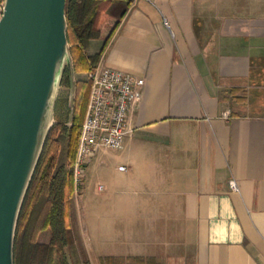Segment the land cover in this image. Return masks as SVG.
<instances>
[{"label":"crops","instance_id":"obj_1","mask_svg":"<svg viewBox=\"0 0 264 264\" xmlns=\"http://www.w3.org/2000/svg\"><path fill=\"white\" fill-rule=\"evenodd\" d=\"M104 67L145 84L85 181L113 173L106 204L143 219H95V264H264V0H133Z\"/></svg>","mask_w":264,"mask_h":264},{"label":"water","instance_id":"obj_2","mask_svg":"<svg viewBox=\"0 0 264 264\" xmlns=\"http://www.w3.org/2000/svg\"><path fill=\"white\" fill-rule=\"evenodd\" d=\"M69 53L66 0H5L0 17V264H15L18 217Z\"/></svg>","mask_w":264,"mask_h":264},{"label":"trees","instance_id":"obj_3","mask_svg":"<svg viewBox=\"0 0 264 264\" xmlns=\"http://www.w3.org/2000/svg\"><path fill=\"white\" fill-rule=\"evenodd\" d=\"M115 1L66 0L69 53L75 72L87 76L96 69L105 45L133 0H126L117 16L111 12ZM4 2L0 0V8ZM96 39H102L103 46L97 53L89 54L87 50ZM64 85H70L68 69L61 80V86ZM89 93L90 80L78 81L71 125L57 120L48 132L18 217L15 264H91L79 233L71 195L72 164ZM62 147L64 155L61 157ZM46 230L50 232L49 240L41 242L39 236ZM76 247L80 257L73 260L69 250Z\"/></svg>","mask_w":264,"mask_h":264},{"label":"built area","instance_id":"obj_4","mask_svg":"<svg viewBox=\"0 0 264 264\" xmlns=\"http://www.w3.org/2000/svg\"><path fill=\"white\" fill-rule=\"evenodd\" d=\"M165 25H169L164 20ZM90 93L81 125L73 169V191L81 194L88 165L100 148L119 150L125 137L132 132L129 119L145 80L121 69L104 67L87 74ZM227 117V113H224ZM126 171V166H120ZM231 190L238 191V183L230 180ZM103 189V185H99Z\"/></svg>","mask_w":264,"mask_h":264},{"label":"rangeland","instance_id":"obj_5","mask_svg":"<svg viewBox=\"0 0 264 264\" xmlns=\"http://www.w3.org/2000/svg\"><path fill=\"white\" fill-rule=\"evenodd\" d=\"M123 1L116 0L111 12L117 16L122 10ZM2 8H0V17L2 14ZM82 79H87V76L82 73L79 74L73 70L72 77L70 78V85L61 86L58 93V103L55 107V113L53 115V123L57 120L61 123H65L68 126L71 125L73 107L75 105L76 97V84ZM64 147H62L61 157L64 155ZM116 179V180H115ZM117 181V177L109 172L107 175L99 173L98 169L90 168L87 173L86 181L83 184L80 195H75L74 191L72 192V201L77 213V225L79 233H81V238L83 244L85 243L88 253L90 254L93 264L96 263V257L99 248L96 247V233H95V219L107 218L110 219L111 215H114L118 218L116 219H134V213L130 209H117V207H110L106 204L104 198V193L97 190V185L99 182H108L110 186L112 183ZM147 210V209H146ZM152 210V209H149ZM135 212V211H134ZM145 217V216H144ZM136 219H143L139 217ZM50 232L49 230L43 231L39 240L41 242H47L49 240ZM111 241H108L107 244L110 245ZM79 249L77 247L73 250H69V255L73 260H77L79 255Z\"/></svg>","mask_w":264,"mask_h":264}]
</instances>
